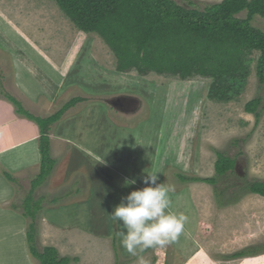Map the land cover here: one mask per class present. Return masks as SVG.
I'll use <instances>...</instances> for the list:
<instances>
[{
    "label": "rangeland",
    "instance_id": "rangeland-1",
    "mask_svg": "<svg viewBox=\"0 0 264 264\" xmlns=\"http://www.w3.org/2000/svg\"><path fill=\"white\" fill-rule=\"evenodd\" d=\"M173 1L186 9L203 10L204 7L218 4L222 0ZM245 16L246 13L239 15L240 18ZM252 25L264 31V20L261 17L256 16ZM22 38L35 44L38 49L35 55L52 58L57 65L67 66V72L70 71V66L73 67L78 62L79 66L85 63L94 69L102 68L119 74L115 71L116 59L104 42L95 34L79 32L60 11L54 0H0V96L10 95L22 106L24 105L22 102L26 103L28 109L24 108L25 106L23 108L38 118L52 116L74 97H80L86 102L80 105L83 103L81 102L76 108L65 112L62 122L50 127V138L55 145L56 153H60L56 160L58 164L56 171L60 175L58 183L53 179L51 172L43 182L34 187L31 183L39 174V166L34 164L25 173L14 174L12 181L7 180L9 183L4 179V182H7L6 189L0 190V264H39L30 255L27 247L26 232L31 223L36 226L37 249L41 251L44 247H55L61 256H69L72 259L71 264H140L137 257L130 256L121 247L120 238L115 234L121 229L110 220L104 207L106 202L100 201L99 208L95 207L96 186L93 187L91 200V207L94 209L93 219L90 210L89 215H86L84 209L79 211L75 218L61 213L73 211L74 209L65 208L76 200L86 199L90 189L86 168L66 175L65 164L71 146L57 141L58 138L55 139L60 129L57 127L63 121L76 116L74 113L83 106H92L102 115L109 113L108 115H111V119L118 125L123 123L141 125L142 129L138 128L140 136H144L147 131L153 132V125L163 129L161 132L155 130L158 138L166 140L162 145H158L159 152L167 145L173 148V152H178L174 150L177 143L181 147L180 155L169 154L172 158L168 161L176 164L165 167L163 178L167 184L174 185L175 190L180 184L177 174L203 179L214 177L216 152L223 153L235 161L233 170L217 177L215 185L183 183L190 186L193 193L191 201L195 206V214L198 215L195 233L189 242L191 248L194 245V250L188 254L185 245L189 239H180L167 247L145 251L140 255L143 264H264V198L249 193L246 189L248 183H264V105L261 104L257 109L259 113L257 120L254 114H248L244 109L246 103L256 97H261L264 103V84L259 83L255 74L258 52L247 55L248 74L244 81H238L241 82V87L239 90H232V99L229 102H217L208 98L209 79L193 76L182 80L178 76L160 75L155 72L138 76L132 71L120 75L131 74L149 83L145 86L109 83L108 88L111 92L103 96L93 91L89 94L76 87L74 91L71 89L61 94L54 103L48 100L52 101L53 97H57V93L51 96L48 90L46 93L51 97L47 100L42 98L40 110H35L18 96L19 93L16 95L13 92L15 90L13 55L5 50L10 48L8 51L14 50L15 55L25 56L27 54L25 49L30 51V48L27 45L22 46ZM25 60L27 59L22 61L32 66L30 60ZM40 64L34 65L40 68ZM43 64L49 67L48 62L44 61ZM41 79L44 82L46 77L41 75ZM231 83H236V79ZM169 86L171 87L167 89L168 91L161 90ZM11 87L14 88L13 91ZM155 87L161 91L153 94ZM98 88L102 93L107 90L102 84L96 90ZM119 91L127 96H133L129 106L132 110L131 115L122 111V108L124 110L127 108L125 103L116 102L123 97L117 93ZM2 101L11 107L9 100ZM13 113L16 116L6 117V112L0 109L1 124L5 127L3 131L7 133L2 140L0 138V146L7 141L20 139L18 134L11 133V129L6 128L9 122L13 121L14 125L20 123V120L14 118L20 117L14 112V108ZM71 114L73 117H69ZM103 119L104 117H101L102 123L105 122ZM26 121L25 123H28ZM82 126V123L79 126L75 124L72 131H79ZM29 127L36 130L30 124ZM147 127L148 130H143ZM154 141L155 138L152 137L151 146L154 145ZM187 146L190 147L189 155L186 153ZM162 162L164 165L167 160ZM88 173L90 178L94 179L93 170L90 169ZM132 191L133 187H124V197ZM29 196L34 201H40L42 208L37 213L35 222L23 216L24 200ZM170 209L173 212L171 207ZM50 210L61 211L52 218L53 222H61V228L52 223L47 226L43 224L42 217ZM8 230L10 236L7 235ZM200 247L202 250L197 254L196 251ZM250 251L252 254H249ZM240 252L248 253L246 256L233 258L234 254ZM194 254L197 255L195 258Z\"/></svg>",
    "mask_w": 264,
    "mask_h": 264
},
{
    "label": "trees",
    "instance_id": "trees-1",
    "mask_svg": "<svg viewBox=\"0 0 264 264\" xmlns=\"http://www.w3.org/2000/svg\"><path fill=\"white\" fill-rule=\"evenodd\" d=\"M54 1L79 32L95 34L104 42L116 59V72L134 71L138 76L155 72L178 76L182 80L199 76L210 80V100L229 102L232 90L241 87L238 81H244L248 74L247 55L258 52L255 74L259 83L264 84V31L252 25L256 16L264 20V0H222L203 10L186 9L173 0ZM243 13H246L245 18H240ZM235 79L236 83H231ZM5 97L14 105L18 115L39 127V174L31 183L36 187L51 174L54 167L50 127L84 100L73 98L52 116L38 118L28 113L12 96ZM261 104L264 105L263 99L256 97L246 103L245 112L254 114L257 120V109ZM234 167V159L216 152L214 177L203 179L180 174L177 177L185 183L215 185L217 177L224 176ZM246 189L264 198L263 182L248 183ZM24 210L23 216L35 222L37 213L42 210L40 201L27 197ZM26 239L30 255L39 264H71L72 259L61 256L55 247L37 249L34 223L28 226ZM247 253H236L233 258L246 256Z\"/></svg>",
    "mask_w": 264,
    "mask_h": 264
},
{
    "label": "crops",
    "instance_id": "crops-1",
    "mask_svg": "<svg viewBox=\"0 0 264 264\" xmlns=\"http://www.w3.org/2000/svg\"><path fill=\"white\" fill-rule=\"evenodd\" d=\"M22 39V46L27 45V47L30 48V51L25 49V51H27L26 55L28 56H18L14 54V50L8 51V49L10 48L5 49L7 50V52L13 55L12 68L14 71L15 81H13L15 83V90L13 87H11V90H14L13 92L16 95H18L19 93L20 95L18 96L20 98H23L24 101H27L29 105L33 106L32 108H34L35 110H40V101L42 98H45V100H47V98H50L54 93L55 95L57 93V97H53L52 101L48 100V102L54 103V100L56 102L58 97H61V94L67 93L71 89H73L74 91L76 87H80V89L85 90L89 94H91V91H93L94 93H101L100 96H103L111 92L110 88H108L109 83H121V85L131 83L135 86H145L146 83H149L146 80H140L131 74L120 75V73L118 74L107 69H94L92 68V66L85 63L84 65L79 66L78 62L73 67L70 66V71L67 72V66L65 67L57 65L52 60V58H49L45 55H43L42 57L35 55V52L38 53V49L36 48L35 44H33L31 40H26L24 38ZM21 50H23V48ZM23 59H27L25 61L30 60L32 66H30L28 62H23ZM44 61L49 63V67L43 64ZM37 63H42L40 64V68L35 67L34 64ZM41 75H44L46 77V80L44 82L41 79ZM100 84L107 87V92H100V88L96 90V88L99 87ZM170 87L171 86L164 87L161 88V90L168 91ZM157 88L158 87H155V89L152 91L153 94L154 92H157L159 90V88ZM48 90L50 91L51 96L46 93ZM62 90L63 92L60 93V91ZM117 93L122 96L125 95L124 93H120V91ZM2 100H7V98L4 96H0V105L2 106L0 109L6 112V117H8V115L9 117L16 116L13 113V108L14 112H16L14 105L10 102L11 107H8V105H5ZM22 103L24 104L23 106H25L24 108L28 109L27 104L24 102ZM84 103L86 102H83L80 105H83ZM103 105L108 108L105 103ZM76 106L74 108H76ZM91 108L92 106L79 107V110L74 113L76 116L73 117V114H71V116L69 117L73 118L63 121V123L57 127H60V129H58V134L55 135V139L58 138L57 141L64 142V144L71 146L70 152L68 154L69 157L67 163L65 164L66 175L73 174L75 172H78L82 168H86V174L90 182V189L87 198L84 200H76L72 202V204H68L70 206H67V208L65 209H74L70 213H63L61 211L54 210L46 212L42 217L43 224L46 226L49 223L60 226L61 222L52 221V218L56 217L55 215L58 213L60 214V212L64 216L75 218L79 211L84 209L86 215H89L88 211L90 210L89 213L93 219L94 209L91 207V200L93 198V187L95 186V188L97 189L95 195L96 199H94L95 207L99 208L100 201L106 202L104 204V207L105 209H107V214H111L115 206H117L121 202V198L125 196L124 187L126 180H136V183L134 185L127 186L130 188L133 187L134 191L143 189L147 186L143 184L141 180L142 175L146 172L157 174L160 177L158 182L164 183L163 178L165 175V167L169 165L175 166L176 164L168 160H170L174 155H180L179 149L181 147L178 143L174 149L178 152H173V148L170 145L162 148L163 151L161 150L159 152L158 145H162L166 140L158 138L156 133L157 131L155 130L157 129L158 132H161L163 129L161 130V128H156V125H153L152 127L153 132L152 130L147 131L144 136H140L138 133V128L142 129L141 125H127L126 123L118 125L116 121H113L111 119V115H108L109 113H106V115H102L98 113V109L95 110L94 108ZM102 109L104 108L102 107ZM18 116L20 117L14 118L20 120L19 125H14V122L12 121L9 122L6 128L11 129V133L13 132L15 134H18L20 136V139L11 142L7 141L5 144L0 146V190L6 189L7 182L13 180L12 176L14 174L20 172L25 173L33 166V164L36 166H40V154L38 146L40 135L39 127L30 122L25 117L21 115ZM101 117H104V123L101 122ZM2 118L3 117H1V119ZM62 120L63 118L59 121V123L62 122ZM25 121L28 122L31 126H34L36 130L34 128L29 129L32 127H29V124L25 123ZM148 121H150V119H148ZM81 123L83 124V126L79 131H72V128L75 126V124L79 126ZM3 128L5 127H3L0 120L1 140L6 133L3 131ZM143 130H148V127ZM152 137L155 138V141L154 145L151 146ZM49 139L50 144L53 145L52 147L50 146L51 158L54 160L52 176L53 179H56V182L58 183V177L60 175L56 171L58 167L56 160L60 157V153H56L57 151L54 148L55 145L53 144L50 135ZM148 141L149 144L147 145ZM189 151L190 147L187 146V155H189ZM162 152H164L165 154H163ZM159 153L161 154V156H159ZM169 154L172 156H170ZM165 160H167V162H165V164L163 165L162 161ZM96 165H98L99 167H96ZM90 169H92L94 172L92 176L94 179H91L89 176L88 171ZM9 176L11 177L10 179L7 178ZM4 179L8 181L4 182ZM178 181L180 182V184H176L177 190L170 193V207L173 209V213H183L188 217V221L185 224L184 230L179 236L178 240L189 239L187 244L185 245L186 250L189 254L192 249L194 250V245L191 248L189 242L195 233L198 215L195 214V206L191 201V196L193 193L190 189V186H188L187 184H183L184 182H181L180 180ZM180 209H182V211H180ZM169 211H171V209ZM189 217H191V222L193 221V226H191V222H189ZM66 223L69 224V222H65V224ZM65 228H67V226ZM10 234V230H8L7 235L10 236ZM201 250L202 249L200 247L198 251H196L197 254L201 252ZM196 256L197 255H195L193 258H195Z\"/></svg>",
    "mask_w": 264,
    "mask_h": 264
},
{
    "label": "clouds",
    "instance_id": "clouds-1",
    "mask_svg": "<svg viewBox=\"0 0 264 264\" xmlns=\"http://www.w3.org/2000/svg\"><path fill=\"white\" fill-rule=\"evenodd\" d=\"M159 179L155 173L143 174L141 180L147 186L122 197L108 214L113 224L121 229L115 233L121 247L130 256L137 257L140 264H143L140 253L176 242L188 221L185 214L169 211L170 193L175 188L166 182L159 183ZM135 183V179L126 180L125 187Z\"/></svg>",
    "mask_w": 264,
    "mask_h": 264
},
{
    "label": "flooded vegetation",
    "instance_id": "flooded-vegetation-1",
    "mask_svg": "<svg viewBox=\"0 0 264 264\" xmlns=\"http://www.w3.org/2000/svg\"><path fill=\"white\" fill-rule=\"evenodd\" d=\"M125 96H127V95H123L122 99H119V100H117L116 102H122V103H125V106H126L127 108H125V110L122 108V111H123L124 113H126V114L131 115L132 110H130L129 106L131 105V101H132V97H133V96H127L126 98H124ZM74 98H80V97H74ZM72 99H73V98H72ZM80 99H82V98H80ZM58 111H59V110H58ZM55 113H56V112H55Z\"/></svg>",
    "mask_w": 264,
    "mask_h": 264
},
{
    "label": "water",
    "instance_id": "water-1",
    "mask_svg": "<svg viewBox=\"0 0 264 264\" xmlns=\"http://www.w3.org/2000/svg\"><path fill=\"white\" fill-rule=\"evenodd\" d=\"M119 100V99H118Z\"/></svg>",
    "mask_w": 264,
    "mask_h": 264
}]
</instances>
